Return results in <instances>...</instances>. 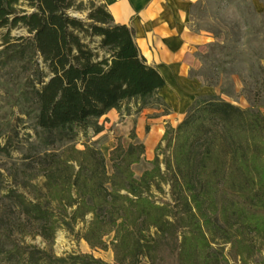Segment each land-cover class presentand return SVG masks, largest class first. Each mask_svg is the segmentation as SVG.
<instances>
[{
	"label": "rangeland",
	"instance_id": "374dc122",
	"mask_svg": "<svg viewBox=\"0 0 264 264\" xmlns=\"http://www.w3.org/2000/svg\"><path fill=\"white\" fill-rule=\"evenodd\" d=\"M82 1L86 4L90 0ZM253 3L263 5V9L255 10ZM16 9L31 12L34 8L27 0H20ZM75 13L86 15V11ZM191 20L194 32L222 39L210 42L207 54L202 53L200 44L196 46L194 53L198 63L183 75L176 104H169L162 98L163 103L149 102L138 109L133 101L128 103L129 112L146 117L145 133L149 132L154 120H160L165 129L177 127L191 105L183 98L190 88L188 93L193 100L201 96L213 97L264 115V0H195ZM7 31L0 27V50L5 46ZM19 35H28V32L21 26L10 28L11 40ZM3 61L0 55V227L11 235V238L0 240L3 246L10 248L12 239L44 250L52 257L89 253L115 264H175L170 250L179 247L180 264H264V224L258 230L247 221L253 209H264V188L257 190L258 186L251 179L239 177L237 172L226 181L215 177L200 185L194 177L199 162L196 158L186 162L185 148L178 159L182 168L192 174L186 178L187 184L181 180L182 183H177L168 168L169 162L175 165V156L173 145L167 146V140H163L158 149L157 143L150 160L143 162V155L139 160L146 169H151L158 153L157 162L163 172L162 176L150 181L146 190L160 207L150 209L144 220L133 223L131 216L126 222L119 218L115 223L112 222L114 215L110 220L107 214L100 224L88 230L91 213L55 228L20 215L17 197L24 195L51 206L55 217L65 216L57 201L65 196L69 177L78 169L79 161L71 160V167L62 163L51 169L55 156L59 155L61 161L74 157L90 160L77 150L93 147L101 151L106 172L111 175L114 170L111 150L118 139L126 147L134 131L127 136H117L109 151L102 136L93 135L91 126L89 132L78 131L67 142H42L43 134L35 125L36 111L24 97L29 64L27 60L24 64ZM123 109L128 113L125 107ZM94 125L105 128L99 119L94 120ZM133 164L134 176L139 177L146 169L139 175L136 166L133 170ZM75 207H69L67 212ZM170 221L175 226L171 227ZM175 229L181 245L172 240ZM102 231L106 233L99 239ZM87 232L97 245L89 244L84 238ZM40 255L39 252L36 257Z\"/></svg>",
	"mask_w": 264,
	"mask_h": 264
},
{
	"label": "trees",
	"instance_id": "16d2710c",
	"mask_svg": "<svg viewBox=\"0 0 264 264\" xmlns=\"http://www.w3.org/2000/svg\"><path fill=\"white\" fill-rule=\"evenodd\" d=\"M19 1L0 0V27L8 30L0 55L5 62L24 64L27 60L29 64L24 97L36 111L35 125L43 134L42 142H67L78 131L89 132L90 126L95 135L101 127H95L94 120L113 108L125 107L130 113V101L138 109L149 102L163 103L159 89L165 84V78L147 63L136 43L134 29L126 23L115 22L105 3L27 0L34 9L26 12L16 9ZM76 11H86V15H78ZM16 26L24 27L28 35L11 40L9 30ZM163 140H167V146L173 145L175 165L169 162L168 168L177 183H182L181 180L187 184L186 178L192 174L182 168L178 159L185 148L184 160L196 158L199 162L194 177L200 185L215 177L226 181L237 172L239 177L251 179L257 190L264 188V115L259 111L201 96L191 103L177 127H166L156 149ZM77 152L92 162L75 157L61 161L57 155L51 167L57 168L62 163L71 167V160L79 161L78 169L69 177L65 196L57 201L68 219L61 215L55 217L51 206L24 195L17 197L20 215L55 228L91 213L88 230H92L107 214L110 220L114 215L112 222L115 223L119 218L126 222L131 216L133 223H137L147 217L150 209L160 207L146 193L150 181L163 175L157 162L158 153L154 166L135 177L131 165L143 155L142 143L130 142L125 147L118 139L110 152L114 167L111 175L106 172L101 151L88 146ZM261 220H264V209H253L247 215L254 229L262 227ZM170 225L175 226L172 221ZM173 232L172 240L181 245L176 229ZM105 233L100 232L99 239ZM4 238L11 235L0 227V240ZM84 238L89 244L97 245L88 232ZM10 240V248L0 243V264H115L89 253L52 257L44 250ZM39 252L42 255L36 257ZM170 252L174 263L180 264L179 247Z\"/></svg>",
	"mask_w": 264,
	"mask_h": 264
},
{
	"label": "crops",
	"instance_id": "0c3cea01",
	"mask_svg": "<svg viewBox=\"0 0 264 264\" xmlns=\"http://www.w3.org/2000/svg\"><path fill=\"white\" fill-rule=\"evenodd\" d=\"M112 13L115 22L126 23L134 29L136 43L146 58L147 63L155 67L165 78V84L159 89V94L169 104H176L179 85L183 81V75L189 73L195 67L198 59L194 53L197 45H201L202 53L209 52V43L222 38L211 36L207 33H196L193 30L191 9L195 0H101ZM257 11L263 9V5L253 3ZM191 89V88H190ZM189 89V90H190ZM184 92L185 102L190 105L194 97ZM121 109L113 108L101 116L99 120L105 128L97 133L102 136L110 149L116 142V137L129 135L134 131L132 143H143V162L150 160L154 150L165 132L164 124L160 120L151 123L149 132L145 133L146 117H141L137 112L126 113ZM121 117V118H120ZM109 118V121L106 120ZM162 121V120H161ZM165 121L163 120L162 123ZM112 126L110 129L109 126ZM93 132V130H91ZM96 135V134H95ZM137 174L146 169L142 162L133 164V170Z\"/></svg>",
	"mask_w": 264,
	"mask_h": 264
}]
</instances>
